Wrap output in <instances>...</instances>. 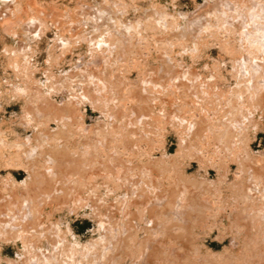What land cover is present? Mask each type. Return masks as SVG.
Masks as SVG:
<instances>
[{
  "label": "rangeland",
  "instance_id": "obj_1",
  "mask_svg": "<svg viewBox=\"0 0 264 264\" xmlns=\"http://www.w3.org/2000/svg\"><path fill=\"white\" fill-rule=\"evenodd\" d=\"M8 1L12 4H10V5H9V3L5 4ZM27 1L29 3H30V1H31V3L33 2V4H35V5H33V7L35 8V6H37V8L32 9L31 8L32 4H31V6L29 4L25 5ZM112 1L113 0H81V1L80 0H17V1L16 0H2V1L0 0V13L5 16L4 17L5 20L2 17L3 15L0 17V18H2L1 20H4V21L0 20V22L1 23L5 22L6 19L7 20L9 19L8 17H10V20H11L12 17L15 16V17H13L14 20L12 19V21L14 23L11 24L10 26L13 28V31L16 33V34H14L12 31V28H10V27H8L9 29L0 27V194H2V195L5 194L2 191L6 192V195H3V196H8V194H10V192L13 195V192H12L13 190L15 193L20 192L18 190L12 189V187H10L8 184L13 179H15L18 183H22L27 179L28 172H27L26 167H25L26 166L25 165L26 157L24 155L25 150L30 149L33 152H35V151L37 152L41 147L35 146L36 144L35 145L33 144V140L35 139V138H33V136L34 135L37 136L38 134H36V133H38L40 130L45 131L43 129L44 126H42V124H41L42 123L41 121H43V120H41V118H43V117H41V116L38 117V116H36V114H35V116L31 115L32 116L31 117L29 115V113H27V111H29V110L34 111V110H31V108H29V106L26 104L27 103L26 98L24 96L19 97L20 93L19 94L17 93L18 94L17 95L14 92V90H18L19 88L24 89V86H26L27 85L26 83H28V82H29L28 85H30L32 90H33L32 93L36 92L37 94H41V95H45V96L47 94L49 97L51 96L50 98H52L57 103V106L59 105V108L62 107L61 105L65 106L66 104H67V108H69V110L67 109V111H68L67 112L68 115L66 114L67 116L66 115H65V117L62 116L63 118L61 116H58V117L62 118L61 120L59 118L58 121H60V122H58L57 120L56 121L50 120L49 122L47 121V125H45L46 129L55 130L54 132H56V133L59 131L66 132L65 130L69 131L71 129V126H72L73 130H75L74 128L77 129V127L78 126L80 127V124L82 123L83 125H85L87 131L94 130V127H95V130L102 129L103 130L102 132H104L106 130L104 133H107V131L109 133H111L112 130L116 131V132H114L116 135H114V133H112L115 137L119 136L118 129H119V131H122L124 129L123 130L124 132H126L127 130L128 131L129 130L130 131L135 130L134 133H136V134L130 135L129 136L130 139H126L125 141L121 140L120 145L119 144L116 145L115 141L113 142V146H115V145L117 146L116 150L119 149L118 153H117V157H116V158H118L117 161H111L109 159V157H110L109 155H112V153H114V152L111 153L112 150L107 151L105 148V150H103V152H100L101 154L97 153V161L93 163V166L96 169H98V167H101L102 165L104 166L105 164L109 165L111 162L113 164H115L116 166H121L122 171L124 173L129 174L130 184L127 185V188H125L124 185L126 182H123V181H126V177H123L120 179V182H119L120 187L118 188V186H115L116 182L114 180H112L111 178L107 179L103 174L95 175V173L89 172L88 174L84 175V177H82V178H84L83 181H85V183L89 187V189L92 190V193L90 194V192H91L90 191L88 193L89 195L88 194L87 195L92 197V198L96 197L93 199L94 203L91 200L92 198L89 197V199L91 200L89 205L95 204L99 198H101V199H99L98 201L104 200L105 203L114 205L117 202V200H119L122 193L123 192H129L130 188H131V191L134 188H135V190L138 188L136 191H139V193H138L139 196L140 195L143 196V194L147 195L148 192L146 191L147 189H145L146 185H151L152 187L153 186L155 187L156 185H158V186L160 185L159 186L160 188L158 186L156 187L157 192L155 194L159 193L158 190H160L161 193L166 190L164 192L165 195H163V196H166V198H167L166 193L169 191V194H171L173 191L179 190L180 189L179 187L182 186L181 184H182V182L184 183L185 180L187 182H190L189 183L190 186H188L190 191L194 189V187H195L194 184L200 183V181H198V179L199 180L200 179H208V180L216 181L218 183L219 178L222 177V173L224 175H226L228 173V171L230 172L229 173L230 182H231V180L232 181L235 180L234 179V173H236L235 171L238 170V164H237L238 162L234 161V160L233 161L227 160L225 162V157L227 156L224 152L225 149L223 151H220L221 153L219 152V153L215 154L214 146H216V145L214 144L215 142L213 141V139H212V141L209 140L208 142H206V141H200L197 139L198 138L197 136H194L193 141L191 140L190 142L189 141L185 142L182 140L181 135H184V133H185L184 131L186 128H184L185 127L184 125L186 123H189L190 121L196 122L198 120H201L203 118V116H206L205 114H207L209 116V118H207V119H208L210 124L221 123V126H222L223 122L220 121V119L215 114V112L219 111L224 106L226 107L227 104H222L220 106H214L213 107V106H211L210 103H212V102L214 103L215 102L214 100L219 99V98H224V99L228 100L229 99L228 96H232L231 92L234 89L235 90L233 92V95H235L237 90L239 91L241 88L243 89V87H244V89L245 88L248 89L246 87V85H243L245 78L240 74L241 72L240 73L238 72V70L241 69V65L239 64L238 60L241 61V58H243V59L246 58L247 57L246 55L248 52L247 48H245L246 44L242 40L244 38V36L242 34H240L239 31L237 33V32H234L233 30H231V26H233V24H231V23L237 22V19H238V22L239 21L245 22V23H242L241 25L247 24L246 20H243L242 18L239 17L240 9H238V7L236 9L230 8L228 11L229 13L227 15V19H224V17L220 13L221 10H218V7H219L218 1L219 0L218 1L217 0H135V1L133 0L134 2L131 0H115L114 4L117 5L116 7L119 9L123 6H128V9H126L124 14H122L123 22H122L120 33L128 39L132 38L131 40L129 39V41H127L128 44L125 46V47L130 46L129 48H126V50H128V53L130 54V56H128V59H130V58L136 59L135 63L133 62L134 67L131 68V70H129V72L126 71L125 69H123V67H125L124 65L127 64V62H128L126 60L127 57H125L124 61H120V63L117 61L113 62L115 60L114 57L111 59L112 62H110V57H108L109 60H108V58H106V61L103 62V64L105 65V68L103 70L101 68L104 67V65L101 62H98L99 64H96L93 66L91 65V62L93 61V55H92L93 54V48L92 47L89 48V46L87 47L86 43H80V44H77L75 46H71V44H70L69 47H64V48H63V46H62V48L58 46L59 45L58 41H57L58 38L60 39L61 37L72 36L74 34H71V33H76V29L79 32H82L84 30L89 29L88 30L89 34L91 32L90 30H92V26H90L92 24L91 23H89V24L85 23L86 24V26H85V24H84L85 20L82 18H81L83 20L82 25L80 26V27L84 26L83 28H81V30L83 29L82 31L79 30L80 27L78 28L79 24L75 23V22H79L77 19L80 20L79 15L82 16V14H83L80 9L78 10L77 4L79 2H81L82 5L85 3L86 5L89 4L87 6L93 5V7H94L96 5H98V6L99 5L106 6V4L110 5V3ZM232 1L235 3L238 2V0L237 1L232 0ZM243 1L245 2V0H243ZM243 1L239 0V2L237 4H241V2L243 3ZM3 2H4V4H3ZM13 3H14V5L18 4L20 7H17V9L20 8L21 11L17 10L18 12L17 11L15 12L13 9L14 8ZM23 3H25V4H23ZM53 4H54V7H57V9L53 7ZM82 5H79V7ZM5 7H7V8H5ZM27 7H29V8H27ZM83 7H84V5H83ZM3 8H5V9L3 10ZM51 8L53 9V11H52L53 13L51 12V13L46 14V12H50L49 9L51 10ZM220 8H222V7L220 6ZM7 9H9L10 11L12 10L11 14H9L10 11ZM29 9H32L31 10L32 14L31 13L29 14V11H30ZM36 9H38V10H36ZM39 9L41 10V12H40L41 15L39 14V11H40ZM75 9H77L78 11H76ZM42 10H43V12H42ZM57 10L58 11L60 10V15L61 14L63 15V19L62 18L61 19L63 21L64 20L67 21V22L65 21L66 25H64L65 23H63V21H62V24L60 23L61 19H60V15L57 12ZM209 10H211V11H209ZM217 10L219 12H217ZM3 11H8V12L7 13L4 12L5 13L4 14ZM54 11L56 12V14ZM79 11L82 14H80ZM63 12L64 13L67 12V14H64ZM73 12H75V13L78 12L79 14L74 15ZM25 13L29 14V16L26 15ZM42 13L44 14V16ZM216 13H218V14H216ZM18 14H20V15L17 16ZM45 14H46V16H45ZM48 14L49 15L51 14V15L49 16ZM71 14L73 15V17ZM22 15H24L23 18H19V20L18 19L15 20L16 17L17 18L22 17ZM47 15H48V17H47ZM52 15L53 16L55 15V17H53ZM62 15H61V17H62ZM77 15L79 18L77 17ZM152 15H153V17H154V15H156V18L154 17L155 19L154 18L152 19ZM160 15L164 16L163 20H160L161 17H160V19L157 18ZM6 16H7V18H6ZM32 16L38 17L34 20L38 19L39 21H40L41 17H42V19L45 17L48 18V19L45 18L42 21L49 20V17L51 18L50 21L52 19L53 20L51 22L45 21V22H48L49 28L45 29L46 25H45V27L42 26V29H40L41 33H40V31H38V34H36L34 31H32V33H30L31 31L27 32L26 30L28 28L27 26L31 24L30 23L31 19L35 18ZM56 16H57V18H56ZM165 16H167V18H168V19L166 18L167 21H169V22L174 21L173 27L168 28L167 25L165 26V25L160 24V23L164 24V21H166ZM70 18H72L74 20V23H71L73 21ZM149 18H150V20H149ZM201 18L203 20H200ZM23 19H25V20H23ZM56 20L59 22L56 23L57 25L54 23L55 24V27H54V26H52V22H55ZM198 20H200V21L205 20V23H203L205 25H202L201 27H199L200 25L197 23L195 25L194 22L195 21L199 22ZM22 21L29 22V24L26 23L23 25L24 22H22ZM68 21H70L69 23H71V25L67 24ZM175 21H176V23H175ZM240 22H239V24H240ZM15 24H16V26H15ZM18 24H20L19 27H18ZM59 24H61V25H59ZM75 24L77 25V27H73V28L70 27L72 25L76 26ZM177 24H178V26L176 27ZM189 24H190V26H189ZM229 24H231V25L229 26ZM13 25L15 28L13 27ZM65 26H67V27L69 26L67 29L70 28V29H73V31L74 30L75 31L72 32V30H68V31L65 30L67 32L64 36V33H65L64 29H66V28H64ZM56 27H58V28H56ZM62 27H63L62 31H64L63 33L60 30V29H62ZM23 28H24V30H23ZM243 28H245V26ZM18 29H20L21 31L23 30V33L20 31L22 33V35L20 32H18L19 31ZM9 30L12 31V33L10 32L11 34L9 33ZM59 30L61 31L62 35L60 34ZM25 31L27 32V34L28 33H30V34L27 36V34L24 33ZM118 31H120V29H118ZM118 31H117V33H118ZM68 32L71 35L68 34ZM79 32H77V33H79ZM23 34H24V36H23ZM19 35L22 37L21 38L18 37ZM121 36H119V37H121ZM251 36L253 38L257 37V39L264 40V33H259L256 35L251 34ZM34 37H36V38H34ZM121 40H122V38L120 39V41ZM133 41H135V43ZM20 42L24 43L23 44L24 46L26 44V47L29 46V49L18 48L19 46H23L22 43H20ZM136 43H137V45H136ZM22 50H24V51H22ZM231 50H233L232 53L230 52ZM16 51H18V52L15 53ZM162 51H164V52H162ZM162 53L164 54L165 59L168 60V63H170L169 65L165 59L163 60ZM115 55H117V52ZM16 56L17 57L19 56V58H18L19 60L17 59ZM26 56H28V57H26ZM10 57H12V58H10ZM15 57H16V60H15ZM57 58H58V60H57ZM107 61L110 64H108ZM161 62L163 64H164V62H166V65H167V66H165L166 68H168L172 64H173L172 66H174V64H175V69L173 67V70L178 71V72H180L179 70H184V69H187V70L189 69L191 71V73L193 71H195V73H197L196 78H193V76H192L193 74L192 75L189 74L190 76L187 75V78L190 77L189 80L187 79V82L191 83V80L192 81L194 80L193 86H191L190 88H186V89L179 88L177 90L170 89V88H168L167 85L163 86L164 88L162 90L159 89V91H160L159 93L157 91L156 97L152 96L153 94L151 95V93H150V95L152 96V98H151L152 102L150 101L151 103H149V100L147 102H148V104L153 105V106H150L151 108L149 107V105L146 102L145 103L147 105L146 104L142 105L144 103V101L143 102L142 101H136V100H138L136 97L137 94L133 95L136 92L133 93L131 91L133 94L127 95V94H129L128 93V90H129L128 83L131 86H134V87L136 86L134 88V91H136V89L138 91V88L140 89V87L142 86L141 81L143 80V77L148 74L147 71L151 67H155L156 65L161 64ZM121 63L124 64V65L122 64L123 67H121ZM86 64L91 66V67L88 66L90 69L91 68L94 69L95 67L99 66L97 69L103 70V73H101V72L98 73V74L101 73L100 75L105 74L107 77V76H109L108 74H110V73L114 74V75H112V77H113L112 79H107L109 84H107V83H106V85H104L105 83L102 84L101 87H103V85H104V88H102L104 90V92L102 89H100V86L98 89L99 91L102 90L103 94L101 93V95L103 96L105 101H107L108 103L110 102L109 104L111 106L110 105H108V107L105 106L104 107L105 110H103V108H102L104 105H102V106L99 105L98 107H96V106H93V104L90 103L89 101H85V102H82L79 104V101H77L78 99H76V98H78L79 95H80L79 99H80V97L82 99L81 93L83 92V90H85V88L87 90V87H89V85H90L87 83V82H90V80H89L90 78H87L89 81L84 80L83 77L80 78L81 76H83L85 74L83 72L85 71V68L87 67ZM111 64H113V65H111ZM163 64H161V65H163ZM116 65H118V66H116ZM165 67H164L163 72H161V74H165V77L166 76L168 77V78L167 77L166 78H167V84H169L170 79L175 80L174 79L175 77H174V74L172 73L171 69H167V72L164 73L166 71ZM89 68H88V70H90ZM109 69H111V72ZM97 71L95 70V72H94V70H93L94 73H96ZM107 71H109V72L107 73ZM178 72H177V74H178ZM70 75H71V77H70ZM105 75H102V76L105 77ZM67 78L68 79L70 78L69 80H73V79L75 80V81L73 80V82L68 83L69 85L71 84L70 89H67L70 91L68 92L65 89V91H67V92H65L63 90H60L62 92H58L59 90L57 91V89L59 88V85L62 86L61 84L63 82H65V80L67 81ZM82 79L84 81H87V82L84 83ZM60 81H61V83H60ZM164 84H166V83H164ZM107 86H112L113 88L116 89L115 93L119 94V95L116 94L118 96V97L116 96L118 98V100H116L117 98L115 97L116 98L115 102L113 101L115 94H113V92H111L112 87H107ZM125 86H126V89L128 88L127 90L125 89L127 91L126 92L127 94L123 92V91H125L124 90ZM137 86H140V87L137 88ZM235 86H237V88H238V86H240L241 88L237 89ZM244 89H243V91H244ZM98 90L96 89V91H98ZM26 91H30V90L26 89ZM96 91L94 90V92H96ZM246 91H248V90H245V93H246ZM107 92L110 94L108 95ZM240 92H242V90H240ZM104 93H105V95H104ZM122 93H124V94L122 95ZM248 93H249V91H248ZM248 93L245 94L246 96H244V95L243 96L245 98H247L248 95L250 94V93L249 94ZM75 95H76V98H75ZM111 95H112V97H111ZM126 96L128 98H132L133 102H132V99H128V101H127ZM105 97L109 100H106ZM153 97H155L157 100L155 98L153 99ZM210 97H212L213 100ZM70 98L71 99L74 98V100L73 99L71 100ZM103 98H102V100H103ZM124 100H126V101H124ZM129 100H131V101H129ZM220 100H222V99H220ZM248 100H250V97H248V99L246 100V103ZM65 101L69 102V103H66ZM71 101H75L76 106L79 105L81 107L80 111H79L81 115H78L79 114L78 110H77L78 113H76V106L74 108L75 109L74 115L70 112V109L74 110L72 107H74V105H75V103L71 102ZM203 101H205L206 103H204L201 106ZM222 101H224V100H222ZM119 102L124 103V107L126 108V110L125 111L121 110V109L120 110L125 112V113L119 112V110L117 109V106H115V105L120 104ZM153 102H154V104H153ZM249 104L251 106V103H249ZM249 104H246V108H247V105H249ZM26 105L28 107H25ZM68 105L71 107H69ZM138 105H141V107ZM142 106H143V109H142ZM144 106H146V107L148 106L149 109H148V107L146 108ZM250 106H249V108H247L246 116L249 115V117H250L253 114L255 116L254 115H253L254 117L252 116L253 121H252V123L250 122L251 124L249 123V121H247V122L252 126L251 128H253L252 124L255 123L257 121V119L258 120L260 119L259 121H261L262 124L260 123V125L258 126V129H256L255 131L254 130L252 131L251 128H250L251 130L249 128L247 130L245 129V128L249 127V124L246 123V125H245L246 127L244 126L245 128H241V131H240V134H241V132L244 133L242 130H244V131L246 130L245 131L246 134L244 133L246 139L243 140V138H240L243 141L239 140V142H237V143L240 146V143L243 144L242 142L246 141L250 145L251 151L254 153L255 156H258V155L264 156V111H262L260 113V111L258 109L256 110V106H255V112L249 111V114L247 115L248 109H250L251 107H253V109H254V104L251 107ZM132 108H134V109L132 110ZM253 109L251 108V110H253ZM101 110H103L104 112ZM150 110L153 112V114H152V112H150ZM112 112H114L116 114H114ZM62 113L65 114V112H62ZM126 113H128V114H126ZM125 114H126V116H125ZM138 114H140V116ZM164 114L169 115L168 116L169 118L163 122L162 120H165L163 118ZM107 115H109V116H107ZM121 115H124L125 117L121 116ZM116 117H118V118H116ZM148 117L150 118L149 120H148ZM249 117L247 120L251 121V118L249 119ZM29 118L32 121H33V119L34 120L36 119V120L32 122V121H30ZM67 118L68 119L71 118V120H68ZM111 118H113V120ZM115 119H117V120H115ZM124 119H125V121H124ZM254 119H256L255 122H254ZM62 120L63 121L66 120V122L69 121V123H71V124H69L70 125L69 129L65 128V130H63L64 128H62L63 127L62 125L64 122ZM129 120H131V121H129ZM151 120L153 122H156V123L152 122L153 125L154 124L157 125L158 121H162L163 124L153 127ZM29 121H30V123H29ZM36 121H37V124H36L37 126L34 123ZM230 121L231 120L229 117L228 118L226 117L224 119L225 123H227V122L229 123ZM145 122H146V124H148V126L146 124H145L146 126L145 125L142 126V124H144ZM40 124L42 126L41 129H39L41 127ZM58 124H60V125H58ZM35 126L38 128H36ZM92 127H93V129H92ZM97 127H98V129H97ZM143 127L144 128L148 127V129H149L148 132L150 134H148V136H149L148 140H146L145 137H142L140 135H138V137H135L137 134L143 135L141 133V132H143L141 130ZM126 128H128V129H126ZM4 131H5V133H4ZM2 132H3V134H2ZM247 132L250 133L248 136H246ZM82 135L83 136L85 135L84 140H83V137H82V139H80L81 137L79 138V136L78 137L73 136V137H75V139L72 136H68V139H67L66 138L67 136H66L65 138L61 139V141L64 142L63 140L67 139L65 141L66 143L71 141V142H69L71 144L73 142L71 145L72 148L74 150H79L80 148L85 146V142H86L85 140L86 139L92 138V140L90 139L92 144L94 143L93 141L96 140V137L94 139V136L90 137L91 135L89 137L88 136L86 137V135H89V134L83 133ZM57 136H55V137H57ZM114 136L110 137V135H108L107 139L109 141H111V143H112V139ZM247 137L249 138V141H247L248 140ZM250 137H251V139H250ZM31 138H32V140H31ZM127 138H128V136H127ZM53 140H55V139H53ZM79 140H81V142ZM128 141H130V143H133V144L127 145ZM20 142L23 143V146ZM51 142H52V140H51ZM77 142H78V145H77ZM4 143L6 146L4 145ZM15 143H17V144H15ZM232 143H231V146L229 145V143H226V145L224 147L227 148L228 147L227 145H229V147L231 148ZM106 144H108V142ZM106 144H105V147L107 146V148H108V145H106ZM25 145H29V146L27 147ZM98 145H99V143H98ZM111 145L112 144L109 145L110 146L109 149L112 148ZM16 146H17V148H16ZM20 146H22L23 148ZM31 146L33 147V149H31ZM4 147L7 148L8 150L7 149L5 150ZM11 147H14V148L12 149ZM18 148H19V150H18ZM34 148L37 150H35ZM76 148H78V149H76ZM228 151H231V149L226 150V153ZM78 152H80V151H78ZM132 152H137V154H134ZM83 153H81L82 159H83V156L86 155V153H84L85 155L82 156ZM229 153H231V152H229ZM229 153H227V154H229ZM224 154L226 156H224ZM89 156L92 159H94L92 156H95V155L93 154L91 156V154H90ZM89 156H87V157H89ZM200 156H202V157L200 158ZM90 157H89V159H90ZM207 158H208V161H207ZM226 159H227V157H226ZM200 160H202V162L204 161V163H202ZM212 161H214L217 164L219 163L221 166L217 165L216 167L215 166L213 167ZM100 162H102V163H100ZM205 162H207V164ZM151 164H152V166H151ZM178 173H179V175H178ZM220 174H221V176H220ZM150 177H152L154 180L155 179L156 180L153 181L152 178H150ZM162 177H163V180L161 179ZM159 178L162 180V182H163L162 184L160 183L161 180ZM169 178L170 179L172 178V179L170 180ZM114 179L116 180V178H114ZM157 179H159L160 181H158ZM150 180H152L155 183L149 184L148 182ZM193 180L194 181L197 180L198 183L196 181L194 183ZM152 181H151V183H153ZM191 182H192V186H191ZM178 184L181 186H178ZM142 186H144V187H142ZM151 186H150V188H151ZM175 186H176V188H174ZM161 187L163 189H161ZM191 187L193 189H190ZM2 188H4V189L1 191ZM146 188H147V186H146ZM169 188H170V190H168ZM222 188L224 190V198L223 199L225 200L226 203L223 202V206H222V204L221 205L218 204L219 208H220V206L222 207L219 209L220 213L217 214L216 216H214L215 213H213L214 215H212V214H210L211 212L208 211V212H206V214L207 213H209V214L206 217V216H204L205 215L204 211H207V210L203 207L204 208V211H202L203 213H200L201 211H198L200 215L197 213L199 215V217L197 216L198 218H195L196 220L194 219L198 223H200V221H202L201 223H203L202 224L203 226L200 225L201 223L199 224L200 226L197 224V228H196L197 229L196 230L197 235L195 234V241L197 242V246L200 245V247H202L201 252H199L200 254L195 253V250L193 251V250L189 249L190 251L194 252L195 256L202 255L200 257L199 256L196 257L195 262L198 264H215L216 262L222 261V259L223 260L225 259L224 262L222 261L224 264H228L230 262V260H231V263H229V264H233V262L235 261L233 253H237V255H238V253L242 252V255H239V256H243V255L247 254L246 250L248 249V247H249L248 251L250 250V248L253 247L252 250H250L251 253H249L250 251L248 253H249L250 258L252 255H254V256H252V258L251 259L249 258V259L250 260L254 259L253 261L256 260V262H258V258H259L258 263L259 264L264 263V261H263L264 258H261V257H264V238H263V236H264L263 235L264 223H262V221H264V220H261V225H260V222H257V223L254 222L257 220L260 221V218L264 219V217H261V215L260 216L258 215L261 213L263 215V213H264L263 207L261 208L259 206H255V205H253L251 207L253 210L252 213L258 212L257 214H254L253 216L254 217L259 216V219L258 218L256 219V217L254 219H250V220H252V221L254 220V221L251 224H249L250 223V221H249V223H248L249 226L247 225L246 222L244 224H242L241 227L247 225L250 228L248 230L246 228L247 226L244 227L245 229L241 228L244 231L242 233V232H240V231H242L240 229V227H236V226L231 224L232 219H230V218L231 217L233 218V215L237 214V212L236 213L234 212L235 207H233V204L231 201V199L233 198V195H232L233 193L226 187H222ZM204 189H206V188H204ZM6 190H8V191H6ZM206 191L207 192L204 193V198L206 200H208V202L209 201L214 202L217 198V197H215L214 189H208ZM161 193H159L160 196H162V194H163V193L162 194ZM174 193H176V192H174ZM150 195H151V193H150ZM163 196L161 198H163ZM126 197L128 198L129 194ZM81 204L79 206H73V204H70L68 207L63 206V207L57 208L55 211V217L61 218L66 225H69L71 227L72 231L75 233L77 240L80 241L82 246H85V245H88L92 240L99 241L101 236H100V233L98 230V228H99L98 224L99 223L94 218L92 209H90L92 207L91 206L85 207L86 204H84V203H81ZM164 206H165V204H164ZM212 206L216 207L214 205H212ZM116 207H117V205H116ZM140 207H142V206H140ZM213 207H211V209H213ZM198 208H199V206H198ZM199 209H201V208H199ZM255 210H256V212H255ZM260 211H261V213H259ZM166 212L167 211L163 212L164 217H165V214H167ZM215 212H216V209H215ZM195 215H196V213H195ZM201 215H202V217H200ZM168 216H170V215L169 214L166 215V218H165L166 220L168 219L167 218ZM130 217L132 219V222L136 218V216H130ZM164 217L162 216L161 218L163 219ZM204 217H206V218H204ZM228 218L230 219V221ZM154 219H156V218H154ZM157 219L160 220V217H157ZM158 220L156 222H158ZM135 223L138 224V222H134V224ZM164 223L166 224L167 222H164ZM164 223L162 222L163 226H165ZM171 223H173V224H171ZM171 223H169V224L167 223V226L169 225L170 229L174 228V230L172 229L173 231H170V230L168 231L166 228H169V226L168 227L165 226V228H162L163 232L161 234L158 233L157 236H159L161 238V235H162V237H164V238H162V240L163 239L166 240L165 242L168 241V243L164 244L165 246L166 245L168 246L170 242H173L176 245V248H179V249L175 248L177 251L176 252L175 249L173 248L174 246L169 245L173 249L170 248V250H169L168 247L167 248L165 247L164 250L166 252L164 251L165 252L164 255L166 254L167 256L169 255V257H171L170 252H172V256L176 255V257H178L177 255H181L178 258L179 262L176 260L177 259L176 257H175V261H177V262H172L173 258H170L172 264H179V263L180 264H186V262L189 263L191 260L190 258H194L193 252H191V256L193 255L192 257H189V256L187 257L188 260L187 259L185 261L182 260L183 259L182 254L185 253V251H183L185 249H182L185 245L183 243L184 239L182 237H183V234L185 232L182 231L183 234H181L182 232H180V231L183 230L181 225L174 227V224L176 222H173L171 220ZM254 223H255V225H254L255 227L253 226ZM170 224L173 225V227ZM251 226H252V229L254 228L253 230H255V228H257V227H258V229L260 228V230L262 228V230L261 231L256 230V232L252 234V232H254V231L251 230ZM175 228H177L179 233L174 232V231H177ZM164 229H165V231H164ZM237 231H239V232L237 233ZM246 231H249V232H246ZM257 232L260 233V235L258 237L256 236L258 234ZM171 233L174 235H172ZM241 234H242V236H241ZM249 234H252V236ZM147 235H146V232L141 233L140 238L147 236ZM255 236L257 238L256 241L253 240ZM177 237H179V238H177ZM242 237L244 239H242ZM249 237H250V239H249L250 242L245 241V240H248ZM166 238H169V239L171 238L173 241L167 240ZM244 241L248 242V244L246 243V249L244 248V246H245ZM190 242H192V241H190ZM198 242H199V244H198ZM234 242L236 245L234 244ZM251 242L253 243V245L251 244ZM43 243H44L43 245H45L46 241L43 240ZM254 243H255V245H254ZM193 246H195L194 243H193ZM203 246H204V248H203ZM231 246L233 247L234 252L231 251V249H232ZM254 246H255V248H254ZM207 248L209 251L206 250ZM241 248L245 249L244 252L245 251L246 252L244 253L243 250H241ZM22 249H23V245H22V242L19 240L16 241V243L14 241H9L6 243V241L1 240L0 241V256L2 259L0 260V264H11V262L7 261L8 259H11V261H17L19 259V257L21 258L23 255ZM229 249H230V253L228 251ZM83 250H84V248H83ZM238 250L241 252H239ZM168 251H169V254H168ZM228 253H229V255L232 253L233 256H231L232 255L231 254L229 256L230 257L229 258L227 255ZM187 254L189 255L190 253H187ZM196 254H198V255H196ZM256 254H258V255L256 256ZM237 255L235 254V257ZM245 256L247 257L248 254ZM255 256L257 258H254ZM209 257H210V259H209ZM220 257H223V258L220 259ZM134 258H135L134 255L126 257L123 261V264H132V262L134 261ZM185 258H186V256L184 255V259ZM170 259H167V260L170 261ZM249 259H248V261H250ZM169 261H167L165 264H169ZM182 261H184V262H182ZM191 262H193V261L191 260ZM189 264H191V263H189Z\"/></svg>",
  "mask_w": 264,
  "mask_h": 264
},
{
  "label": "bare ground",
  "instance_id": "obj_2",
  "mask_svg": "<svg viewBox=\"0 0 264 264\" xmlns=\"http://www.w3.org/2000/svg\"><path fill=\"white\" fill-rule=\"evenodd\" d=\"M114 1L115 0H113L110 3V5H108V4H106V6H104V5H99V6L96 5L94 7H93V5L92 6H87L89 4L86 5L84 3L83 5H84L85 8L83 7L82 3L79 2L80 4L79 3L77 4L78 5V10L80 9L81 12L84 15L79 11L80 14H82V16L79 15L80 20L77 19V18L76 19L81 24L79 22H75V23L79 24V26H78V28H79L82 25V21H83L82 19H84L85 20L84 24L85 23H88V24L91 23L92 24V25H90V26H92V30H90L91 32L89 34V31H88L89 29L84 30V31H82L83 29L81 30V28L84 27V26H82L79 29L82 32H79L76 29V33L77 32H79V33H77V34L76 33H71V34H74V35L65 36V34H66V32L68 30H72V32L75 31V30L73 31V29H70V28L67 29L69 26L68 27L65 26L64 28H66V29H64V31L67 30L64 33L65 37H61L60 38L61 40L58 38V40H57L58 44H59L58 46L61 47V48L63 46V48H64V47H69L70 44H71V46H75V45L80 44V43H86L87 47L89 46V48H91V47L93 48V54H92L93 55V61L91 62L92 66L96 65V64H99L98 62H101L103 64V62L106 61V58H108V57H110V62H112L111 59L114 57L115 60L113 62L117 61L119 63H120V61H124L125 57H127L126 58V60L128 61L127 64L124 65L123 63H121V67H123L122 66V64H123L125 66V67H123V69H125L126 71L129 72V70H131V68L134 67V63H135L136 59H132V58L128 59V56H130V54L128 53V50H126V48H129L130 46H128V47H125V46L128 44L127 41H129V39L131 40L132 38L128 39V38H126L125 36H123L120 33L121 32L122 22H123L122 14H124L126 9H128V6H123V7H121L119 9V8L116 7L117 5L114 4ZM131 1H133V0H131ZM241 1H243V0H241ZM4 2H3V4H4ZM27 2H26V4L25 3H23V4H25V5L29 4L30 6L32 4V6H31L32 9L37 8V6H35V8L33 7V5H35V4H33V2L32 3H31V1H30V3L29 2L27 3ZM218 2H219L218 10H221L220 13L224 17V19H227V15L229 13L228 11H229L230 8L236 9L238 7V9H240L239 17L242 18L243 20L247 21L246 25L243 24L245 26V28H243L244 26L241 25V24L245 23V22H240L239 21L240 22V24H239L238 19H237V22L231 23V24H233V26H231V30H233L234 32H237V33L239 31V33L244 36V38L242 40L246 44L245 48H247L248 52H247V55H246L247 57L246 58H244V59L241 58V61L238 60L239 64L241 65V69H239L238 72L239 73L241 72L240 74L245 78L244 79V84L243 83L242 84L246 85V87L248 89H246V88L244 89V87H243V89H244V91H243V89L240 87L241 86L240 85V86H238V88H241L240 90H242L243 93L240 92V90L239 91L237 90L235 95H233V92L235 90L234 89L231 92L232 94L230 93L232 96H228L229 97L228 100H226L224 98H219V99H215L214 103L213 102L210 103L211 106H213V107L214 106H220L222 104H227L226 107L224 106L219 111L215 112V114L218 116L220 121L223 122L222 126H221V123H219V124H210L208 119H207V118H209V116L207 114H205L206 116H203V118L201 120H198L196 122L190 121L189 123H186L184 125L185 126L184 128H186L185 131H184L185 133L183 132L184 135H181V138L185 142H188V141L190 142L191 140L193 141L194 136H197L198 140L206 141V142H208L209 140L212 141V139H213V141L215 142L214 144L216 145V146H214L215 154H217L220 151H223L225 149L224 152L227 155L226 156L224 154V156L227 157V159L225 157V162L227 160H231V161L234 160V161L238 162L237 163L238 164V170H236L235 171L236 173H234V179L235 180H233V181L231 180V182H230V178H229V173L230 172L228 171V173L226 175H224L222 173V177L219 178V180H218L219 182L218 183L216 181H212V180H208V179H200V180L198 179V181H200V183H198V181L195 180L198 184H194L195 187H194V189L191 187L190 189H193L191 191L188 188V186H190V184H189L190 182H187L185 180L184 183H183L181 181L182 182V184H181L182 186L178 184V186H181V187H179L180 189L177 190V191H173L174 190L173 189L172 190L173 192L172 193L170 192L171 194H169V191H168L166 193L167 198H166V196H163V195H165V193H164L166 191L165 189H164L165 191L162 192L163 194L160 192V190H158V192L162 194L163 198H161L162 196H160L159 193L155 194L157 192V190H156V187L158 186V185H156L157 183L155 184L156 185L155 187L154 186L152 187L151 185H146L147 186V188H146V186L144 185L145 189H147L146 191L148 192L147 195L143 194V196L142 195L139 196L138 195L139 191H136L138 188L136 190L134 188L132 191H131V188H130L129 192H123L122 195L120 196L119 200H117V202L115 203L117 205V207H116L115 204L113 205V204L105 203L104 200L103 201H98L101 198H99V199L97 198L98 200H97V202L95 204L89 205L90 201L91 200L93 201V199L96 198V197L92 198V197L88 196L89 195L88 193L91 191L90 192V194H91L92 190L89 189V187L86 185L85 181H83L84 178H82V177H84V175L88 174L89 172H93V173H95V175L103 174L107 179L111 178L112 180H114L116 182L115 186H118V188L120 187L119 186L120 179L123 178V177H126V181H123V182H126L124 187L127 188V185L130 184V176H129L128 173H124L122 171L121 166H116L115 164H113L111 162L109 165L105 164L104 166L102 165L101 167H98V169H96L93 166V163L97 161V153L103 152V150H105V148H106L107 151H111L112 150L111 153L114 152V153H112V155H109L110 156L109 159L111 161H117L118 158H116V157H117V153H118L119 149L116 150L117 149L116 145H118V144L120 145L121 144V142H120L121 140L125 141L126 139H130L129 138L130 135L136 134V133H134L135 130H133V131L132 130L131 131L127 130L126 132H124L123 131L124 129H123L122 130L123 132H122V131H119V129L117 128L119 136L115 137L114 135H116V134L114 132H116V131H113V130L111 131L110 130L111 133H109L108 131H107V133H104L106 130L104 132H102L103 131L102 129L95 130V127H94V130L87 131L85 125H83L81 123L80 127L76 124L78 126V127L76 126L77 129L74 128L75 130H73L72 126H71L72 130L70 129L68 131V130H65V128L69 129V126H70L69 124H71V123H69V121L66 122V120L65 121L62 120L64 122L63 125L61 124L62 122L60 123L63 126L62 128H64L63 130H65L66 132L59 131L58 129L60 127L57 129L59 131L57 133L54 132L55 130L46 129L45 125H47V121L48 122L50 120H54V121L57 120L58 121L59 118L61 120L63 117H65V115L68 112L67 109L69 110V108H67V104L66 105L64 104L65 106L61 105L62 107L59 108V105L57 106V103L52 98H50L51 96L49 97L47 94L45 96V95L37 94L36 92L32 93L33 90L31 88V86L28 85V83H29L28 82V83H26L27 85L24 86V89L23 88H19L18 90H14V92H15V94H17V93L19 94L20 93L19 97L20 96L21 97L24 96L26 98V101H27L26 104L29 106V108H31V110H34V111H30L28 109L29 111H27V113H29L30 116L31 115L35 116V114H36V116H38V117L39 116L43 117V118H41V120H43V121H41V120L40 121L42 122L41 124H42V126H44L43 129L45 131H41L40 130L41 132L39 131L38 133H36V134H38L37 136L34 135L35 133L33 134L34 135L33 138H35L33 140V144L34 145L36 144L35 146H40L41 147L37 152L35 151L36 153L33 152L30 149H26L25 150V153H24V155L26 157V163H25L26 166L25 167H26V170L28 172L27 179L24 182H22V183H18L15 179H13L8 184L10 187H12V189L18 190L20 192H18V193L16 192L15 193L14 190H13L12 191L13 195L10 192L11 195L8 194V196H3V195H6V192L2 191L4 188L1 189V191L3 193H5V194H3V195L0 194V241L3 240V241H6V243L9 242V241H14L16 243V241L19 240V241L22 242V245H23V249H22V254L23 255H22V257L20 258L18 256L19 259L17 261H11V259H8L7 261L11 262V264H123V261H124V259L126 257L134 255L135 258H134V261L132 262V264H165L167 261H169L167 259H170V258H173L174 261L172 260V262H177L179 256H181V255H177L178 257H176V255H173L174 256L173 257L172 256V252H170V256L171 257H169V255L167 256L166 254L164 255V253L166 252L164 250L165 247L166 248L168 247L169 250L171 248L169 245L174 246L173 247L174 249L176 248V245L173 242H170L172 240L171 239L172 237L170 236L171 237L170 239L166 238L167 240H170L169 241L170 243H169L168 246L167 245L165 246L164 244L168 243V241L165 242L166 240H164V239L162 240V238H164V237H162V235H161V238L159 236H157L158 233L161 234L163 232L162 228H165V226H167V223L168 224L171 223V220L173 222H176L175 223L176 225L174 224V227L178 226V225H181L183 230H181L180 232H182V231L185 232L184 234H183V232L181 233V234H183L182 238L184 240L183 239L182 240H183V243L185 244L184 247L182 248V249H185V250H183V251H185V253L183 252L184 254H182V253L181 254L183 256L182 260H184V261L186 259L188 260V258H187L188 256L192 257L194 255V252H193L194 250H195V253H199L202 250V247H200V245L197 246V242L195 241V234H196V230H197L196 229L197 228V224L199 225L202 222V221H200V223H198V222L195 221L196 220L195 218H198L199 215H200L198 211H201L200 213H203L202 211H204V208H205L207 211H204L205 212L204 216H206V217L209 214V213L206 214V212H208V211H210L211 212L210 214H212V215H214L213 213H215L214 216L219 214L220 213L219 209L222 208V207L220 206V208H219L218 204H220V205L222 204V206H223V202H225V200L223 199L224 198V190H223L222 187L228 188L233 193L232 194L233 198L231 199V201H232L233 207H235L234 208V212L235 213L237 212V214L233 215L234 214L233 213L232 214L233 218L229 217L230 219H232V222H233V223L231 222L232 225H234L236 227H240V229L241 228L245 229L244 227H246L247 225L249 226V224H251L254 221V220L252 221L250 219H254L255 217H256V219L257 218L259 219L260 215H261V217H264V213L262 215L261 211L259 212L261 214H258L259 216H255L254 217L253 215L257 214L258 212H256V210H255L256 213H252L253 210L251 208L253 205H255V206H259L261 208L263 207V209H264V156L263 155L255 156L254 153L251 151L250 145L246 141L242 142L243 144L240 143V146L237 143V142H239V140L243 141L244 139H246V137H245L246 132L245 131L248 128L250 129L252 127L250 124L253 121L252 120V116L254 115L253 113L255 112V106H256V110L258 109L260 111V113L262 111H264V40L257 39V37L253 38L251 36V34H255L256 35V34H259V33H264V0H245V2L243 1V3L241 2V4H237L239 2V0H238L237 3L233 2L232 0H221V1L219 0ZM8 3H9V5L12 4L9 1L6 2L5 4H8ZM13 5H14V3H13ZM79 5H82V6L79 7ZM220 6L222 8H220ZM17 7H20V6L18 4H15L14 8H13L15 12L17 10L18 11L20 10V8L17 9ZM53 7H54V4H53ZM5 8H7V7H5ZM5 8H3V10ZM27 8H29V7H27ZM54 8L57 9V7H54ZM32 9H29L30 11L28 10L29 14L30 13L32 14V11H31ZM7 10H9V9H7ZM36 10H38V9H36ZM75 10L78 11L77 9H75ZM218 10H217V12H219ZM11 11H10L9 14H11ZM49 11L50 12H46V14L47 13H51L53 11V9L51 8V10L49 9ZM209 11H211V10H209ZM4 12L7 13L8 11H3V13ZM40 12H41V10L39 11V14H40ZM42 12H43V10H42ZM57 12L60 15V10L59 11L57 10ZM75 12H73L74 15L75 14H79L78 12L77 13H75ZM25 14L29 16V14H27V13H25ZM46 14H45V16H46ZM55 14H56V12H55ZM64 14H67V12L64 13ZM216 14H218V13H216ZM2 15L3 14H1L0 17ZM19 15L20 14H18L17 16H19ZM24 15H22V17H18V18L16 17L15 20L16 19L19 20V18H23ZM48 15H47V17H48ZM61 15H60V19L61 18L63 19V15H62V17H61ZM35 16H32V17H35ZM43 16H44V14H43ZM2 17L5 20V18H4L5 16L3 15ZM13 17H15V16H13ZM13 17H12V19L14 20ZM47 17H45V18L48 19ZM53 17H55V15ZM72 17H73V15H72ZM77 17H78V15H77ZM154 17L156 18V15H154ZM154 17L152 15V19ZM160 17H161V19H160ZM6 18H7V16H6ZM8 18L9 19L8 20L6 19L5 22H2V23L0 22V27H3V28L10 27V28H12L10 25L13 24L14 22L12 21V19L10 20V17H8ZM36 18H38V17H35V18L31 19V22H30L31 24L30 25H28L29 22L22 21V22H24L23 25L28 23L27 24L28 28L26 27L27 28V30H26L27 32L31 31L30 33H32V31H34L36 34H38V31H40V29H42V26L45 27V25H46L45 29L49 28L48 22H45V21L51 22L53 20L52 19L50 21L51 18L49 17V20L42 21L45 18L42 19V17H41L40 21L37 19L39 21L38 22L37 20H34ZM56 18H57V16H56ZM157 18L160 19V20H163L164 16L160 15ZM166 18H167V16H165V20H166ZM1 19L2 18H0V20ZM62 19L60 21L61 24H62V21H63ZM70 19H72V18H70ZM4 20H1V21H4ZM23 20H25V19H23ZM149 20H150V18H149ZM200 20H203V19L201 18ZM200 20H198L199 22H196L197 20L195 22L194 21L193 22L195 23V25H196V23L199 24L200 25L199 27H201L202 25H205V24H203V23H205V20L204 21H200ZM56 21L52 22V26L55 27V24L59 22V21H57V22ZM65 21L66 20L63 21V23H65L64 25H66V22H67V21L66 22ZM72 21L73 22H71V23H74L73 19H72ZM69 22L70 21H68L67 24L71 25V23H69ZM173 22L174 21L169 22V21L166 20V21H164V24L163 23H160V24L165 25V26L167 25V27L170 28V27L174 26ZM175 23H176V21H175ZM61 24H59V25H61ZM231 24H229V26ZM15 26H16V24H15ZM19 26H20V24H18V27ZM85 26H86V24H85ZM177 26H178V24L176 25V27ZM189 26H190V24H189ZM13 27H14V25H13ZM58 27H56V28H58ZM70 27H72V28L73 27H77V25L76 26L72 25ZM118 29H120V31H118ZM18 30H19L18 32L21 31L20 29H18ZM23 30H24V28H23ZM23 30L21 31L22 33H23ZM60 30L62 31L63 27ZM116 30L118 31V33H117ZM12 31H13V28H12ZM12 31L9 30V33L10 32L12 33ZM26 31L24 33L27 34ZM61 31H60V34L62 35V33L64 31H62V33H61ZM69 32H68V34H70ZM13 33L16 34L14 31H13ZM22 33H21V35H22ZM30 33H28L27 36ZM40 33H41V31H40ZM23 36H24V34H23ZM119 36H121V37H119ZM18 37L21 38L22 36L19 35ZM34 38H36V37H34ZM121 38H122V40L120 41ZM133 42L135 43V41H133ZM20 43H22V42H20ZM23 44L24 43H22V45ZM136 45H137V43H136ZM18 48L29 49V46L26 47V44H25V46L24 45L23 46H19ZM22 51H24V50H22ZM17 52L18 51H16L15 53H17ZM116 52H117V55H115ZM162 52H164V51H162ZM230 52L232 53L233 50H231ZM162 55H163L162 58L164 60L165 59L164 54L162 53ZM19 56L18 57L16 56L17 59L19 58ZM16 57H15V60H16ZM26 57H28V56H26ZM10 58H12V57H10ZM57 60H58V58H57ZM108 60H109V58H108ZM165 60L168 63V60L167 59H165ZM107 63H108V61H107ZM87 64H86L87 67L85 68V71L83 70L84 71L83 73H85V74L83 76L80 75L81 76L80 78L83 77L84 80H88L87 78H90L89 79L90 82L84 81L82 79L84 83L87 82L90 85H89V87H87V90L85 88V90H83V92L81 93V96H82V99L80 97L81 100L79 99L80 95L78 96V98H76V95H75V98L78 99L77 101H79V104L82 103V102H85V101H89L90 103L93 104V106H96V107H98L99 105H101V106L104 105L102 108H103V110H105L104 107L105 106L108 107V105H110L109 104L110 102L108 103L107 101H105V99L101 95V93L103 94V92H104V90L102 88H104V85H106V83L109 84L107 79H112L113 78L112 75H114V74L110 73V74H108L109 76H107V77H106L105 74H102V75H105V77H104V76L100 75L101 73H103V70L105 68L104 64H103L104 67L101 68L103 70L97 69L99 66L95 67L96 69L95 68L94 69L93 68L90 69L88 67L90 65H87ZM108 64H110V63H108ZM161 64H163V63L161 62ZM161 64L156 65L155 67H151L147 71L148 74L145 75L143 77V80L141 81V83H142L141 85L142 86L141 85H140L141 87L137 86V88L140 87V89L138 88V91H137V89H136V91H134V88L136 86L135 87L131 86L128 83V88H129L128 93L129 94L126 93L127 92L126 90L128 89V88L126 89L127 85L124 88V90L125 89L126 90L123 91V92L126 93L127 95H130V94H133L134 92H136L133 95L137 94L136 97H137L138 100H136V99L135 100L136 101H142V102L144 101V103L142 105H145L146 103L148 104V102H147L148 100H149V103L152 102L151 101L152 96L156 97L157 91L159 93L160 92L159 89L162 90L164 88L163 86L167 85L168 88L173 89V90H177L179 88L186 89V88H190L191 86H193V81L194 80L192 81L190 79L191 83L187 82V79L189 80V78H190V77L187 78V75H189V74L192 75L193 74L192 75L193 78H196V74L197 73H195V71H193L191 73V71L189 69L188 70L184 69V70H179L180 72H178V71L173 70V67L175 69V64H174V66H172L173 64L170 65L168 68L165 67V66H167L166 62H164L163 65H161ZM169 64L170 63H168V65ZM111 65H113V64H111ZM116 66H118V65H116ZM164 67L166 69V71L164 73L167 72V69H171V71H172V73L174 74V77H175L174 78L175 80L170 79V83L169 84H167V78L168 77L166 76L167 77L166 78L165 74H161V72H163V70H164ZM88 68L90 70H88ZM93 70H94V72H95V70L96 71L98 70V71L96 73H94ZM109 70L111 72V69H109ZM99 72H101V73L98 74ZM108 72L109 71H107V73ZM177 72H178V74H177ZM71 75H70V77H71ZM69 79L67 78V81L65 80V82H63L61 84L62 86L59 85V88L57 89V91L59 90L58 92H62L60 90L65 91V89L66 90L70 89L71 84L69 85L68 83L69 82H73L74 79L73 80H69ZM60 83H61V81H60ZM164 83H166V84H164ZM102 84H104L103 87H101ZM99 86H100V89L103 90V92H102V90L101 91L98 90ZM107 87H112V86H107ZM235 87L237 88V86H235ZM26 89H28L30 91H26ZM96 89L98 91H96ZM111 89H110L111 92H113V94H115L114 98H113L114 100L112 99L115 102V99L118 97L117 95H119V94L115 93L116 92L115 88L112 87ZM94 90L96 92H94ZM245 90H248L249 93H250L249 94L248 91H246V93H248L250 95L249 96L247 94L248 97H250V100H248L247 103H246V100L248 99V97L247 98L244 97V96H246L245 95L246 94ZM67 91L69 92L70 90H67ZM67 91H65V92H67ZM108 92H107V94L109 95L110 93H108ZM124 93H122V95ZM150 93H151V95L152 94L153 95L151 96ZM104 95H105V93H104ZM111 97H112V95H111ZM155 97H153V99ZM102 98H103V100H102ZM210 98L212 99V97H210ZM72 99L74 100V98H72ZM128 99H132V98H128L127 97L126 100L128 101ZM220 99H222L224 101H222ZM106 100H109V99L106 98ZM116 100H118V98ZM126 100H124V101H126ZM129 101H131V100H129ZM71 102L75 103V101H71ZM132 102H133V99H132ZM66 103H69V102H66ZM121 103L118 104V105H115V106H117V109L119 110V112H123L121 110H124V111L126 110V108L124 107V103H122V104ZM204 103H206V102L203 101L201 106ZM249 103H251V106L254 104V109H253V107L250 106ZM153 104H154V102H153ZM246 104H249V105H247V108H249V106H250L253 109V110H251V108L248 109L247 115L249 114V111L250 112L254 111L252 113L253 115L250 116V117H249V115L246 116V111H247ZM27 105L25 107H28ZM148 105H149V107L153 106V105H150V104H148ZM75 106H76V103H75L74 107H72V108L74 109ZM138 106L141 107V105H138ZM69 107H71V106H69ZM144 107H146V106H144ZM149 107H148V109H149ZM80 108L81 107L79 105L76 106V113H78L80 111ZM133 109L134 108H132V110ZM142 109H143V106H142ZM77 110H78V112H77ZM103 110H101V111H103ZM62 112H65V114H63ZM70 112L74 115L75 109L74 110L70 109ZM150 112H152V111L150 110ZM112 113H114V112H112ZM123 113H125V112H123ZM114 114H116V113H114ZM126 114H128V113H126ZM126 114H125V116H126ZM152 114H153V112H152ZM78 115H81L80 112H79ZM138 115L140 116V114H138ZM58 116H61V117L63 116V117L61 118V117H58ZM107 116H109V115H107ZM121 116H124V115H121ZM168 116L169 115L164 114L163 118L165 120H162V121L163 122L166 121L169 118ZM226 117L230 118L231 121L229 123L228 122L227 123L224 122V119ZM248 117H249V119L251 118V121L247 120ZM116 118H118V117H116ZM111 119L113 120V118H111ZM149 119L150 118L148 117V120ZM35 120L33 119V121H35ZM68 120H71V118H69ZM115 120H117V119H115ZM152 120H151V123L153 122ZM255 120L256 119H254V122H255ZM259 120L257 119V121L252 124L253 125V128H251L252 131L253 130L255 131L256 129H258V126L261 123V121H259ZM30 121H32V120L30 119ZM30 121H29V123H30ZM37 121L34 122L35 125L37 124ZM124 121H125V119H124ZM129 121H131V120H129ZM162 121H158L157 125L163 124ZM247 121H249V123L250 122L251 123L249 124ZM58 122H60V121H58ZM146 122L144 124H142V126H144L146 124ZM153 123H156V122H153ZM153 123H152L153 127L157 126L155 124L153 125ZM246 123L249 124V127H247V128H245L246 127L245 126ZM41 124H40V126H41ZM60 124H58V125H60ZM146 125L148 126V124H146ZM42 126L39 129H41ZM36 128H38V127H36ZM241 128H245L246 129L245 131L242 130L245 134L242 133V132L240 134ZM92 129H93V127H92ZM97 129H98V127H97ZM126 129H128V128H126ZM141 130L143 132H141V131L140 132L143 135L137 134L135 137H138V135H140L142 137H145L146 140H148L149 139L148 134H150L148 132L149 131L148 127H145V128L143 127ZM4 133H5V131H4ZM83 133L84 134H89V135H86V137L87 136L89 137L90 135H91L90 137L94 136V139L96 137V140L93 141L94 143L93 144L91 143L92 138L86 139L85 140L86 141L85 142V146L83 145L84 147L80 148L79 147L80 145L78 146L81 150L80 149L79 150H74L72 148V146H71L73 142L71 144L69 143L71 141H69V142L67 141L68 143L65 142L68 139V136H72V137L73 136H75V137L79 136V138L81 137L80 139H82V137H83V140H84V138H85L84 136L85 135L83 136L82 135ZM112 133H114V135ZM2 134H3V132H2ZM249 134L250 133L247 132L246 136H248ZM108 135H110V137L114 136L113 139H112V143H111V141H109L107 139ZM55 136H57V137H55ZM127 136H128V138H127ZM65 137L67 139L66 140L64 139L63 140L64 142H62L61 139L65 138ZM75 137H73V138L75 139ZM240 138H243V140L240 139ZM53 139H55V140H53ZM250 139H251V137H250ZM31 140H32V138H31ZM51 140H52V142H51ZM79 141L81 142V140H79ZM114 141H115V144H116L115 146H113V142ZM247 141H249V138H248ZM107 142H108V144H106ZM230 142L232 143V147L231 148L229 147V145L231 146ZM98 143H99V145H98ZM109 143L112 144L111 145L112 148H110V149H109V147H110ZM226 143H229V145H227L228 147L226 146L227 148L224 147L226 145ZM15 144H17V143H15ZM21 144L23 146V143H21ZM105 144L108 145V148H107V146L105 147ZM130 144H133V143H130V141H128L127 145H130ZM4 145H5V143H4ZM77 145H78V142H77ZM22 146H20V147H22ZM25 146L28 147L29 145H25ZM11 148L13 149L14 147H11ZM16 148H17V146H16ZM19 148H18V150H19ZM6 149L7 148H5V150ZM31 149H33L32 146H31ZM76 149H78V148H76ZM230 149H231V151H228L227 153H229V152H231V153L227 154L226 150H230ZM35 150H37V149H35ZM78 151H80V152H78ZM83 152L86 153V155ZM81 153H83L82 156L85 155V156H83V159L81 157ZM87 153L89 155L91 154V156L94 154L95 156H92L94 159H92ZM132 153L137 154V152H132ZM87 156H89L90 159ZM201 157L202 156H200V158ZM200 161L202 162V160H200ZM207 161H208V158H207ZM212 162H213V167L214 166L216 167L217 165L221 166L219 163L217 164L214 161H212ZM100 163H102V162H100ZM202 163H204V161ZM205 163L207 164V162H205ZM151 166H152V164H151ZM178 175H179V173H178ZM220 176H221V174H220ZM152 177H150V178H152ZM114 178H116V180ZM159 179H157V180L158 181H160L161 179L163 180V177L160 180ZM152 180L155 181L156 179L154 180L152 178ZM152 180H150L148 183L149 184H154L155 182H153ZM162 180L160 182L161 184L163 183ZM151 181L153 183H151ZM195 181H194V183H195ZM144 186H142V187H144ZM150 186H151V188H150ZM191 186H192V182H191ZM174 188H176V186ZM204 188H206V189H204ZM161 189H163V188L161 187ZM208 189H214L215 197H217L214 202H210V201L208 202V200H206L204 198V193H206L207 192L206 190H208ZM168 190H170V188ZM6 191H8V190H6ZM174 192H176V193H174ZM150 193H151V195H150ZM128 194H129V197L127 198L126 196ZM89 197L92 198V199L90 200ZM81 203L86 204L85 207L86 206H91L92 207L90 209H92L93 216L99 223L98 224L99 225L98 230H99V233H100V236H101L99 241L92 240L88 245H85V246H82L80 241L77 240V238L75 236V233L72 231V229H71V227L69 225H66L61 218L55 217V211H56L57 208H60V207H63V206H67L68 207L70 204H73V206H79ZM93 203H94V201H93ZM164 204H165L166 207L164 206ZM212 205H214L216 207H213ZM140 206H142V207H140ZM198 206L201 209L203 207L204 208L201 210V209L198 208ZM211 207H213L214 210L211 209ZM215 209H216V212H215ZM164 211H167L166 213L170 215V216L167 217L168 218L167 220L165 219L167 214H165V217L163 215ZM195 213H196V215H195ZM202 215L200 217H202ZM130 216H136V218H135V220L133 222H132V219H131ZM162 216L164 217L163 219L161 218ZM157 217H160V220H158ZM206 217H204V218H206ZM154 218H156V219H154ZM230 219H229V221H230ZM157 220H158V222H156ZM261 220H264V219L260 218V221L257 220V221H254V222H256V223L260 222V225H261ZM249 221H250V223H249ZM134 222H138V224L137 223L134 224ZM162 222L163 223L167 222V223L166 224L164 223L165 226H163ZM245 222L247 223V225L245 224L246 226L241 227L242 224H244ZM262 223H264V221H262ZM171 224H173V223H171ZM202 224L203 223H201L200 225L203 226ZM254 225H255V223L253 224V226ZM171 226L173 227V225H171ZM248 226L246 227L247 230L250 229ZM166 229L168 231L169 230L170 231L174 230V228L170 229V226H169V228H166ZM175 229L177 230V228H175ZM253 229H252V226H251V230L254 231V232L251 231L252 234L255 233L256 230H258V231L260 230V228L258 229V227L255 228V230H253ZM261 230H262V228H261ZM164 231H165V229H164ZM144 232H146V235L147 234L148 235L140 238L141 233H144ZM174 232L179 233L178 230L174 231ZM238 232L239 231H237V233ZM240 232L243 233L244 231L242 230ZM246 232H249V231H246ZM257 233L258 234L257 235L255 234V235L258 237L260 235V233L259 232H257ZM252 234H249V235L252 236ZM172 235H174V234H172ZM263 235H264V232H263ZM241 236H242V234H241ZM256 236L253 239L254 241H256V239H257ZM177 238H179V237H177ZM263 238H264V236H263ZM242 239H244V238L242 237ZM249 239H250V237L248 238V240H245V241H249L250 242ZM43 240L46 241L45 245H43L44 244ZM190 241H192V242H190ZM245 241H244L245 246L244 245L243 246L246 249V243L248 244V242H245ZM193 243H194L195 246H193ZM198 244H199V242H198ZM234 244H235V242H234ZM251 244L253 245L252 242H251ZM254 245H255V243H254ZM83 248H84V250H83ZM173 248H171V249H173ZM203 248H204V246H203ZM252 248H250V250H252ZM254 248H255V246H254ZM176 249H179V248H176ZM176 249H175V251H176ZM189 249L193 250V251H190ZM245 249L241 248V250H243V252H244ZM248 249H249V247H248ZM248 249L246 250L247 254H248L247 257L245 256L247 254H245L243 256H239V255H242V252L239 251V250L238 251L241 252V253H238V255H237V253H233L234 254V259H235L234 262L232 261L233 264H259L258 263L259 262V258H258V262H256V260L253 261L254 259L250 260L252 258V256H254V255H252L251 258H250L249 257V253H251V251L249 250L250 251L249 252ZM206 250H208V248ZM228 251L230 253V249ZM231 251L234 252L233 247H232ZM186 252L190 253V254L188 255ZM191 252H193L192 256H191ZM229 253L227 254L228 257L232 254L231 253L229 255ZM168 254H169V251H168ZM233 254L231 256H233ZM235 254L237 255L236 257H235ZM184 255L186 256L185 259H184ZM196 255H198V254H196ZM257 255L258 254H256V256ZM198 256L200 257L202 255H198ZM198 256L194 255V258H190L193 262H191V260L189 259L190 260L189 263L198 264V263L195 262L196 261V257H198ZM256 256L254 258H257ZM175 257L177 258L176 259L177 261H175ZM222 258L223 257H220V259H222ZM261 258H264V257H261ZM1 259L2 258L0 256V260ZM209 259H210V257H209ZM248 259L250 261H248ZM224 260L222 259L223 262H224ZM184 261H182V262H184ZM222 261H218L216 263L217 264H220V263L224 264ZM187 263L188 262H186V264ZM229 263H231V260H230ZM169 264H172L171 263V259L169 261ZM262 264H264V263H262Z\"/></svg>",
  "mask_w": 264,
  "mask_h": 264
}]
</instances>
